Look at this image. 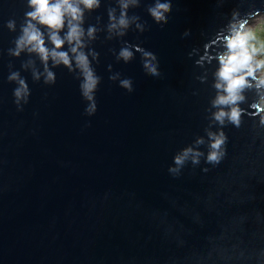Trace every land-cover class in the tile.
<instances>
[{"label":"water","instance_id":"95a60500","mask_svg":"<svg viewBox=\"0 0 264 264\" xmlns=\"http://www.w3.org/2000/svg\"><path fill=\"white\" fill-rule=\"evenodd\" d=\"M153 3L81 5L89 100L74 45L68 66L18 49L29 0H0V264H264V88L248 78L238 125L214 118L223 40L264 0Z\"/></svg>","mask_w":264,"mask_h":264},{"label":"clouds","instance_id":"9594fccd","mask_svg":"<svg viewBox=\"0 0 264 264\" xmlns=\"http://www.w3.org/2000/svg\"><path fill=\"white\" fill-rule=\"evenodd\" d=\"M81 5L83 8L91 9L98 5V0H29V7L32 9L27 16L29 23L23 29V34L18 41V49L22 47H29L30 51L39 54L43 62H47L51 58L54 63H62L65 66L70 64L69 56L67 53L58 51L62 45L67 42L71 47V52L75 55L77 65L83 72L84 84L82 85L84 95L91 100V93L96 87L97 79L94 77L92 71L88 66V61L85 55L78 52L81 45L82 31L79 27V22L82 17ZM127 7V5H124ZM169 6V0H154V3L149 5L150 11L157 17L163 15V9ZM67 20L68 31L63 39L58 35V32L64 27ZM35 21L36 24L31 23ZM46 27L50 32V42L54 46L52 51H49L44 46V39L41 32L36 25ZM120 26L126 27L127 21L121 18L119 21ZM11 28L12 25L9 24ZM243 25L239 28H233L230 34L223 40L225 51L218 55L219 67L216 72L217 83L215 87L222 93L217 96L215 105L218 106H231L230 111H218L215 114V119L218 122H223L227 117L233 124L238 125L241 111L235 106L237 102L242 101V91L245 88L252 87L249 83L251 78L256 82L257 88H264V59H255L258 49L249 45V40L254 39L249 33L243 31ZM92 29H89V35L92 34ZM147 53L149 50H143ZM18 54V53H17ZM130 54V49L125 48L121 53V57H127ZM147 65L148 70L155 75L156 68L150 59L143 61ZM260 72V76L255 73ZM13 79L15 77H12ZM47 79H53L52 73L47 74ZM124 84H129L127 77L122 79ZM22 94H26L25 86L21 82V87L16 92L19 98ZM264 100V97H262ZM257 107V106H253ZM94 106L90 107L89 111H93ZM258 111H264V104H261ZM211 135V134H210ZM213 143L211 144L212 151L208 156L210 162L218 161L221 153L218 151L224 142L223 135L211 137ZM190 150H186L182 156L176 158L175 163L181 164L187 158ZM198 155V154H196ZM195 162V160H194Z\"/></svg>","mask_w":264,"mask_h":264},{"label":"rangeland","instance_id":"374dc122","mask_svg":"<svg viewBox=\"0 0 264 264\" xmlns=\"http://www.w3.org/2000/svg\"><path fill=\"white\" fill-rule=\"evenodd\" d=\"M245 33H249L254 39L249 40V45L258 49L256 56L260 55L258 60L264 59V14L258 15L248 21V24L243 28ZM260 76L261 73H255ZM264 104V101L262 102Z\"/></svg>","mask_w":264,"mask_h":264},{"label":"bare ground","instance_id":"6f19581e","mask_svg":"<svg viewBox=\"0 0 264 264\" xmlns=\"http://www.w3.org/2000/svg\"><path fill=\"white\" fill-rule=\"evenodd\" d=\"M247 24H248V23H247ZM247 24H246V25H247Z\"/></svg>","mask_w":264,"mask_h":264}]
</instances>
